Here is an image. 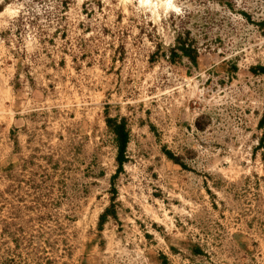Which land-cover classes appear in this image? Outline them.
Listing matches in <instances>:
<instances>
[{
	"label": "rangeland",
	"instance_id": "rangeland-1",
	"mask_svg": "<svg viewBox=\"0 0 264 264\" xmlns=\"http://www.w3.org/2000/svg\"><path fill=\"white\" fill-rule=\"evenodd\" d=\"M263 116L264 0H0V264H264Z\"/></svg>",
	"mask_w": 264,
	"mask_h": 264
},
{
	"label": "trees",
	"instance_id": "trees-1",
	"mask_svg": "<svg viewBox=\"0 0 264 264\" xmlns=\"http://www.w3.org/2000/svg\"><path fill=\"white\" fill-rule=\"evenodd\" d=\"M183 55L188 56V52L186 50L181 49ZM264 118V116H263ZM113 134L115 136V143L117 147V163L120 167H122L123 162L125 160V152H126V147L128 144V134L124 128L123 125H120L116 127L113 130Z\"/></svg>",
	"mask_w": 264,
	"mask_h": 264
}]
</instances>
